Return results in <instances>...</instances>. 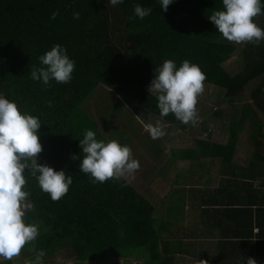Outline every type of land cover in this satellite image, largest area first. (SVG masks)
Returning <instances> with one entry per match:
<instances>
[{"label": "trees", "instance_id": "16d2710c", "mask_svg": "<svg viewBox=\"0 0 264 264\" xmlns=\"http://www.w3.org/2000/svg\"><path fill=\"white\" fill-rule=\"evenodd\" d=\"M136 4L150 7L151 14L135 18ZM218 9H222V0H175L166 12L158 0H123L117 6L108 5L107 0H0V93L15 100L21 111L41 120L38 135L43 151L38 162L54 170L64 169L73 177L68 192L53 201L40 190L35 178L25 173V187L34 203L26 219L39 224V235L31 242L34 245L26 256L28 260L40 250L45 259L68 248L76 264L125 257L134 251L144 252L147 264L164 263L147 191L137 189L126 178L92 183L78 165L79 139L86 129L93 130L97 139L108 141L120 131L124 135L122 124L114 126L115 120H125L126 128L136 119L133 127L137 132L131 134H140L141 148L148 150L153 147L143 125L148 115L182 130L194 127L182 124L173 114L161 118L156 96L148 91L155 67L165 59L174 60L178 66L185 59L198 64L206 74L205 82L218 88L222 101L213 112L215 118L203 120L216 124L218 119L226 118L230 129L225 145H212L215 158L232 161L240 135L251 127L253 140L247 141L254 150L251 164L264 163V123L260 120V115L264 116V41L244 43L235 55L239 67L227 68L225 64L234 52L230 44L234 43L224 39L208 19ZM53 12L56 15L51 18ZM73 12L79 13L78 19H73ZM259 18L264 29V15L255 17V23ZM54 44L65 47L75 68L70 82L52 81L45 86L32 80L30 71L42 66L38 57ZM253 82L251 103L238 106ZM99 87V104L90 107ZM109 99L118 104H111ZM222 102L230 104V113L222 108ZM118 107L127 111V117L114 115L108 119L115 132L106 126L103 134L95 111L101 114L99 108L112 112ZM99 120L103 126L108 125L102 116ZM123 139L120 137V141ZM72 154H78V158L72 160ZM239 181L238 198L247 201L245 196L259 197L250 180ZM260 203H240L247 209H240L243 216L237 218L247 219L249 230L234 232L236 238L253 235L255 228L264 229L259 216L264 213V205L257 206L256 211L249 209ZM4 264L13 262L6 260Z\"/></svg>", "mask_w": 264, "mask_h": 264}, {"label": "clouds", "instance_id": "9594fccd", "mask_svg": "<svg viewBox=\"0 0 264 264\" xmlns=\"http://www.w3.org/2000/svg\"><path fill=\"white\" fill-rule=\"evenodd\" d=\"M174 2L158 0L165 12ZM122 3L123 0H107L110 6ZM151 12L150 7L140 4L133 8L137 19L149 16ZM55 15L53 12L51 18ZM260 15H264V0H222V9L214 10L208 19L229 42L259 44L264 41V29L255 23L254 18ZM72 16L78 19L79 13L73 12ZM38 59L42 66L32 68V80L45 86H50L52 81L66 84L72 80L75 61L69 57L65 47L54 44ZM205 80L206 74L201 67L187 59L179 66L172 59H165L156 66L148 91L156 96L160 117L173 114L182 124L195 126L199 119V98L205 92ZM41 124L39 117L21 111L15 100L0 93V264L18 256L24 246L39 235V224L26 219L27 213L34 209V203L29 200L30 192L25 187V173L34 177L40 190L53 201L63 197L73 183L72 175L64 169L54 170L38 162L43 151L38 135ZM144 129L153 140L166 135L159 119L155 123H145ZM79 147V171L86 174L92 183L119 181L140 168L130 146L116 139H97L91 129L84 131ZM70 158L76 160L78 154H72ZM44 255L40 250L29 264H42ZM202 262L206 264V261ZM246 264H257V259L248 257Z\"/></svg>", "mask_w": 264, "mask_h": 264}, {"label": "crops", "instance_id": "0c3cea01", "mask_svg": "<svg viewBox=\"0 0 264 264\" xmlns=\"http://www.w3.org/2000/svg\"><path fill=\"white\" fill-rule=\"evenodd\" d=\"M222 105L225 112L230 113V104L223 102ZM200 108L198 103L197 110L199 111ZM198 115L197 124L191 130H182L169 122L161 121L166 135L156 140L149 137L148 140L153 143L152 149H146L147 154L142 153L137 158L140 163L138 173L142 165L144 167L147 161L149 163L147 177L142 180L147 188L148 195L145 196L154 207V225L159 232L163 264H203L202 260L206 261V264H244V261L246 264L248 257L257 259V264H264V229L255 228L251 236L236 238L235 234L249 230L246 226L247 219L237 218L243 216V213H239L243 211L240 209H247V206L240 203L261 202L249 207L254 211L257 206L264 205V163L251 164L254 154V150L251 149H237L234 159L230 162L221 161L220 157L215 158L212 145L219 143L215 138L216 125L204 121L201 111ZM154 117L148 115L143 125L155 123L159 118ZM216 124H219L224 132L230 129L229 120L226 118L218 119ZM197 128L201 132H198ZM206 128L210 130L206 131ZM135 130L132 126L126 130L124 128L122 132L126 135ZM170 134L174 136H169ZM188 134L203 137L183 138ZM121 137L125 140L120 143L125 144L128 136ZM245 137L246 135H240V140L249 141ZM177 138L182 139L180 148L171 147L162 150L159 141ZM194 139L193 147L183 146V141ZM141 140L142 136L139 137V142ZM239 180H250L254 189L258 190L259 197L245 196L247 201L238 198V186L242 183ZM229 182L234 183L229 185ZM259 216L264 219V213ZM262 219H260L261 227L264 228ZM237 224L242 227L236 228ZM261 231L263 234H260ZM34 259L28 260L25 257L23 262L28 264ZM11 262L23 264L19 260L18 263L14 260ZM71 264H76V260L74 259ZM85 264L143 263L139 256H125V258L114 257Z\"/></svg>", "mask_w": 264, "mask_h": 264}, {"label": "rangeland", "instance_id": "374dc122", "mask_svg": "<svg viewBox=\"0 0 264 264\" xmlns=\"http://www.w3.org/2000/svg\"><path fill=\"white\" fill-rule=\"evenodd\" d=\"M262 23H263L262 18L257 19L256 24L258 26H261ZM230 45H232V47H233L232 51H234V52L231 51L232 52L231 58L226 62L225 66L227 68H231L233 70L234 68L239 67V64L236 63L237 62L236 60L238 58L235 55L237 53H239V51L244 48V43L243 44H235L234 43V44H230ZM238 61H239V59H238ZM204 84H205V92L199 98V104H200V107H201L199 109V111L202 112V116H204V118H215V116H213V112L216 111V108H218V103L221 102L222 99L220 98V93L218 91V88L213 87L214 86L213 84H208L206 82H204ZM101 87L98 88L97 94L89 102V106L90 107H92V105H98L99 104ZM253 87H255V82H253V83H251L250 85L247 86L246 91L244 93V98L242 99V102H240V104L237 103L238 106L239 105L243 106L247 102L251 103L250 92H251ZM220 99H221V101H220ZM108 102H110L111 104H118V101H116L115 99H109ZM120 103H121V101H120ZM105 108L104 109L99 108L102 111L101 114H97L98 111H95V113H96L95 118L97 120L98 126L100 127L99 131H101L104 134V128L107 126V129L114 133L115 132V127L114 126L116 125V127H117V126H120L121 124H122L121 127L125 128V126H123V124H125L126 121L122 120L121 118H123L127 114V111L125 109H122V107L121 108L118 107L117 109L111 110L112 112H107L105 110ZM103 112H104V115H103ZM114 115L115 116L120 115L119 117L121 119L120 120L121 123H119V120L118 121L115 120V124H114V126H112V121H109L108 119H112L114 117ZM100 116H102L104 118V120H106L108 125L103 126V123L100 122V120H99ZM126 117H124V118H126ZM115 119H118V118L115 117ZM260 120L264 123V116L260 115ZM137 122H138V120H136V119L131 120V124H128L126 126L125 130L127 128L131 127V126H136ZM215 125H216L215 126V138L218 139V142L220 144L225 145L227 143V139L229 137V131L226 130L224 132V131L221 130L219 124H215ZM133 129H135V127H133ZM196 130L198 132H201L199 128H197ZM133 132H137V129L135 131H133ZM263 132H264V127H263ZM242 135H246L245 138L247 140H249L250 143H251V141L253 140L252 139V128L251 127L249 129L245 128V131H244V133ZM121 136H128L127 137L128 141H126L125 144L130 146L134 158L137 159L140 156V154H142V153L143 154H147V150L146 149L143 150L141 148L142 145L139 142V137H141L140 134L139 135H135V134L134 135H132V134L122 135L121 133L118 132L117 135H116V137H118V138L115 137V139L120 142V137ZM169 136H174V135L170 134ZM193 136L194 137H199L201 135L195 136L194 134H192V135L188 134L186 136H183V138L184 137L193 138ZM201 137H203V136H201ZM121 138H123V137H121ZM108 139L112 140L113 138H108ZM181 140L182 139H180V138H177L176 140H166V141L164 139L163 141H159V142L161 143V147H162V150H163L165 148H171V147L180 148ZM194 142H195V139L194 140H190L188 142L183 141L182 143H184L183 144L184 147L190 148V147L194 146ZM250 147H251V145L249 143H247L246 140L245 141L244 140H240V139L238 140L237 149H239V150H250ZM251 150H253V149H251ZM147 159H148V155H147ZM148 171H149V163L147 161L144 164V167L142 165V168H141L139 173H138V171H136L133 175L127 176V179L130 181V183L134 187H136L137 189H140L141 191L145 192L147 188L143 184L142 178L147 177ZM143 172H144V174H142ZM33 245H34V243H30V244L26 245L23 248V250H21V253L18 256L14 257L12 260H14V262H16V263H18V260H19V262H21L23 264H25V263L27 264V262H23V259L26 256H28L29 251H30V249H31V247ZM24 251H26V252H24ZM142 253H144V252H142ZM142 253H141V251H134V252H132V254H130L131 256H127V257L139 256L140 258H142V263L143 264H147L145 262L144 254H142ZM74 259L75 258L73 256L72 250L67 248V249H64L63 251H61L60 254L57 257L50 256V257H47V258L43 259L42 264H71ZM50 262H52V263H50Z\"/></svg>", "mask_w": 264, "mask_h": 264}]
</instances>
